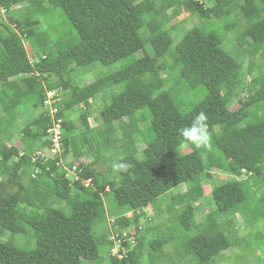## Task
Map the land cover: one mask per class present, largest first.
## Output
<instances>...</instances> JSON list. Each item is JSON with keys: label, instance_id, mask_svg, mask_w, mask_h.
Wrapping results in <instances>:
<instances>
[{"label": "trees", "instance_id": "obj_1", "mask_svg": "<svg viewBox=\"0 0 264 264\" xmlns=\"http://www.w3.org/2000/svg\"><path fill=\"white\" fill-rule=\"evenodd\" d=\"M55 10L75 36L54 37L51 28H42L41 18ZM183 13L199 24L179 29L177 42L166 26ZM0 17L5 19L0 20V235L34 241L28 250L0 242V264H100L102 247L106 264H160L171 238L137 237L138 221L147 208L158 212L159 199L182 184L186 188L172 197L169 211L180 207L178 232L192 235L183 238L175 256L190 264H215L232 244L241 248L251 234L239 240L233 222L248 205L247 193L262 184L255 202L264 204V0H0ZM213 21L248 56L245 69L221 47ZM25 42L34 53L31 59ZM127 58L133 59L128 65ZM116 64L108 75H96L82 87L73 84L74 78L95 73L96 66ZM197 91L198 102L186 101ZM47 93L53 94L61 120L63 151L43 161L36 154L47 150ZM106 94V106L94 119L101 125L92 128L90 102ZM181 101L184 116L177 109ZM234 103L238 108L232 110ZM30 108L39 113L19 129V146L9 145L15 122ZM74 109L77 124L67 114ZM141 111L148 119L134 117ZM259 114L262 120L256 121ZM147 120L139 159L138 122ZM121 133L123 144L113 149L130 152L117 161L111 178L107 174L114 169L96 168L104 152L121 141ZM203 134L210 137L215 160L235 179L211 187L212 211L196 222L199 189L212 179L210 151L194 144ZM182 146L190 152L181 154ZM93 153L100 158L78 162ZM67 156L72 158L68 169L76 163L72 182L58 165ZM107 194L133 213L112 223L114 232L135 228L132 245L118 235L108 240ZM155 218L160 221L158 213ZM97 226L102 227L99 235Z\"/></svg>", "mask_w": 264, "mask_h": 264}, {"label": "rangeland", "instance_id": "obj_2", "mask_svg": "<svg viewBox=\"0 0 264 264\" xmlns=\"http://www.w3.org/2000/svg\"><path fill=\"white\" fill-rule=\"evenodd\" d=\"M206 5H208V2H206ZM238 11L234 13V15H237ZM1 22H4L5 19L0 17ZM42 20V28L47 30L51 28V31L54 33V37H65L67 35L68 38H71V36H75V32L72 31L69 28L65 27L66 21L63 19L62 15L60 14L59 10H55L54 13L51 15H47L41 18ZM214 22V21H213ZM199 22L198 20L193 17L189 16L188 13H183L180 15L178 18L173 19L167 26V29H173L170 30L171 36H173L177 42L180 40L182 33L178 34L179 29H190L193 28L194 26L198 25ZM214 22L212 24V28L214 29L215 33L221 38L222 40V45L221 47L225 51H229V53L238 61V62H243V67L244 69L247 66L248 63V56L243 52L242 49H240L238 46H236L233 42V35L228 33H224L221 24ZM70 34V35H69ZM230 41V42H229ZM25 48L28 52L29 58L31 59L32 56L34 55L33 52L29 49L27 43L25 42ZM133 59L127 58L124 60L125 64H130ZM253 62L257 65L260 66L259 61L257 59H252ZM118 64L114 66H109V67H102V66H96L94 69V72H91L87 75L80 76L74 78V85L78 86H84L90 82H92L97 76H103V75H108L112 72H114L118 68ZM256 74V73H255ZM97 75V76H96ZM53 79V78H51ZM198 94L196 93H190L188 95V98L186 101H196L198 102V98L200 97V93L197 91ZM248 92H246L244 95H241L240 98H244ZM108 94L104 96H99L92 100L90 102V108H88V122L89 125L92 128H95L97 126H100V122H95V118L99 117V111L102 110L106 106V101H107ZM80 109H83L82 106L79 107ZM238 108V104L234 103L232 106V110H235ZM177 109L180 113L181 116H184L187 112L186 106L183 101H181L177 105ZM39 113L38 110H33L30 108V110H26L21 117H18L17 121L15 122V130L12 132L13 133V141L9 144L12 146H19V135L18 131L22 127L28 125L31 123L36 115ZM69 118L71 121H73L75 124L78 123V113L77 110L74 109L72 111L67 112ZM146 116L148 119V114H146L145 111H141L138 114L134 115V117L138 116ZM136 119V118H135ZM137 120V119H136ZM256 121L262 120V116L259 114L257 118L255 119ZM148 120L147 121H141L140 123L138 122V129H139V137H136V150L138 153H136V157L139 159L141 158V154L139 153L140 150L143 148V144L138 143L142 141V138H144V133L147 132L148 130ZM144 135V136H143ZM121 141L113 145L112 147H109L108 152H104V158H102V162L99 163L97 166L96 170L99 172H105L108 170V167L114 169L112 170L113 172L108 173L111 178L116 177V171L118 168V163L119 159L122 156H126L129 154V150L127 149H122L121 151H115L113 148L118 147L120 144H123V134H120ZM210 137H207L206 135H202L201 138L196 141L195 147L199 148L203 152H209L210 151V159H213V161L210 162V174L212 176L211 181H205L203 186L199 189L200 193V198L198 202L194 204L195 208V214H194V220L196 222H201L203 221L208 213L212 211V206H210L208 200H209V194L211 191V187H216L220 186L222 184L228 183L231 180H234L233 176L225 171L223 168V163L221 161H217L215 159H219L217 157L216 152L211 149V143L209 140ZM135 140V138H133ZM141 140V141H140ZM190 148L188 146H182L180 147V153L185 154L190 152ZM42 154L45 156V158L50 157L51 155L47 150H42ZM99 153H93L88 156H85L84 158L80 159L78 162L81 163H89L92 162L96 159L100 158ZM72 161L71 156H67L66 158H62L60 162V167L65 168L67 163H70ZM75 163V162H74ZM112 165V166H111ZM74 166V165H73ZM76 166V163H75ZM47 168H50L47 166ZM113 176V177H112ZM77 174L75 172L73 173L71 169L67 170V179L72 182L73 180H76ZM243 178H246L244 176ZM87 184V182L85 183ZM262 184L257 186L255 188V193L254 192H248V205L245 207V210L241 212V214H237L234 219V231L233 235L237 237L239 240L242 239L243 237H247L248 235L251 234L250 238H248L245 243L241 246H237V243H234L231 245V247L220 254V257L218 260H215V264H264V204H257L255 201L256 199L260 196L259 191L262 188ZM186 185L182 184L178 186L177 188H174L170 192H168L166 195L161 197L157 204V211L156 212L152 208H147L144 211L145 214V219L141 218L138 221V230L140 233L138 234L137 237L140 236H147L149 239H166V238H171V243L167 245L164 249V254L165 258L162 260V264H190L187 261H181L178 257L175 256V251L177 248L180 247L182 244L183 238L189 237L192 235L190 234H181L178 232L176 221H175V215L179 213L180 207L176 206L174 207L173 211H169L170 208V203L172 200V197L175 196L178 193H181L185 190ZM104 202V207L107 212V221H106V228L108 230V240L111 241V239L116 240V235H118V238H126L128 244L134 242V237H135V228L131 226L128 229L121 231H115V229L112 227L113 221L118 218V217H125V218H130L131 215L133 214L127 207L124 206H118L116 202L114 201V198L111 194H107L103 198ZM65 203H61L59 207L64 208L66 206ZM159 214V219L160 221L158 222L157 219L155 218L156 214ZM232 218V217H231ZM160 225V226H159ZM157 228H161L157 231ZM102 227L97 226L95 228L96 235H99L101 233ZM112 233V234H111ZM115 235V236H114ZM0 242L5 243L8 246H13L15 245L16 247L23 249V250H28L33 248L34 241L33 239H30L27 236H15L11 237L8 233H4L3 235H0ZM119 241H117L113 247L114 251L112 253H117L118 248H119ZM174 252V253H173ZM168 256H167V255ZM107 254H106V249L101 248L100 249V264H106L107 263ZM83 264H96V263H90L87 261H82ZM182 262V263H181ZM160 263V264H161ZM193 264V262H192Z\"/></svg>", "mask_w": 264, "mask_h": 264}, {"label": "built area", "instance_id": "obj_3", "mask_svg": "<svg viewBox=\"0 0 264 264\" xmlns=\"http://www.w3.org/2000/svg\"><path fill=\"white\" fill-rule=\"evenodd\" d=\"M47 99L44 102V109L48 113L50 119H51V126L46 130V136H47V151L51 155L50 157L45 158V156L42 154V151L36 154L37 159L40 160H48L53 159L55 155H61L62 148L60 144V132H61V120L56 119L57 110L53 107L54 100H53V94L47 93L46 94ZM33 160H35L33 158ZM61 159L59 160L58 165H60ZM64 169L67 170L65 167ZM48 170V169H47ZM72 172L74 173L76 171V166L72 167ZM114 255L117 254L116 252L113 253Z\"/></svg>", "mask_w": 264, "mask_h": 264}, {"label": "clouds", "instance_id": "obj_4", "mask_svg": "<svg viewBox=\"0 0 264 264\" xmlns=\"http://www.w3.org/2000/svg\"><path fill=\"white\" fill-rule=\"evenodd\" d=\"M44 110H45V109H44ZM66 168H67V167H66ZM67 170H68V168H67ZM85 183H86V182H85ZM85 183H84V184H85ZM87 184H88V182H87ZM87 184H85V185H87Z\"/></svg>", "mask_w": 264, "mask_h": 264}]
</instances>
